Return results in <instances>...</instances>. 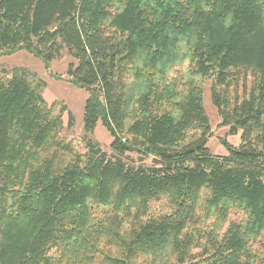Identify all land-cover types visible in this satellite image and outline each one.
I'll return each mask as SVG.
<instances>
[{
    "label": "trees",
    "instance_id": "16d2710c",
    "mask_svg": "<svg viewBox=\"0 0 264 264\" xmlns=\"http://www.w3.org/2000/svg\"><path fill=\"white\" fill-rule=\"evenodd\" d=\"M19 50L73 58L86 151L32 165L74 118L24 72L0 79V264H264V0H0V55ZM204 79L241 130L227 155L207 146Z\"/></svg>",
    "mask_w": 264,
    "mask_h": 264
},
{
    "label": "rangeland",
    "instance_id": "374dc122",
    "mask_svg": "<svg viewBox=\"0 0 264 264\" xmlns=\"http://www.w3.org/2000/svg\"><path fill=\"white\" fill-rule=\"evenodd\" d=\"M73 58L66 52L59 59L45 62L42 58L33 56L24 50L16 51L12 54L0 55V79L10 77L14 69L25 73V76L32 84L40 83V94L44 103L51 109L52 113H59L63 105L71 112L74 122L68 125V115L66 111L62 113V127L53 136L36 150V154L31 160L32 165L38 166L44 159H52L53 167L61 170L76 162L84 160L86 151V133L83 129L84 105L87 98V91L78 87L69 80L68 63ZM251 78L245 82V87L239 86L236 94L241 98L244 92L251 88ZM210 79H204L203 86V105L210 125V135L207 146L213 155H227L228 145H237L240 142L241 130L236 134L229 133L230 125L224 124L217 108L213 105L210 94ZM233 94V90L231 91ZM91 137L98 142L103 151L110 152V143L113 139L109 130L98 120ZM129 156L134 161L137 160L136 153ZM152 159H145V163L151 164ZM167 208L166 199L152 205V214H161ZM230 219L240 220L243 218L242 212H233Z\"/></svg>",
    "mask_w": 264,
    "mask_h": 264
}]
</instances>
